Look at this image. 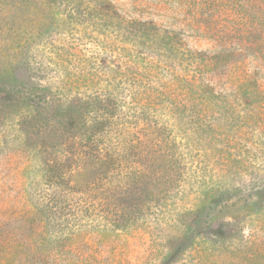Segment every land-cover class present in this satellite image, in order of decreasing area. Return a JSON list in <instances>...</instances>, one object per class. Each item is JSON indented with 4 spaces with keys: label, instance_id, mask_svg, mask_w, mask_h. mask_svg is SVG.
Wrapping results in <instances>:
<instances>
[{
    "label": "rangeland",
    "instance_id": "rangeland-1",
    "mask_svg": "<svg viewBox=\"0 0 264 264\" xmlns=\"http://www.w3.org/2000/svg\"><path fill=\"white\" fill-rule=\"evenodd\" d=\"M109 1L84 0L81 26L62 0H0V264H264V0L263 40L232 53L163 24L178 76L196 74L198 87L165 94L168 73L137 61L128 109L93 133L72 127L70 99L43 103L38 87L51 93L39 79L64 51L98 76L117 50L140 55L116 43L115 21L94 18L116 10ZM237 1L230 15L245 12ZM55 182L70 199L37 223L39 193Z\"/></svg>",
    "mask_w": 264,
    "mask_h": 264
},
{
    "label": "trees",
    "instance_id": "trees-1",
    "mask_svg": "<svg viewBox=\"0 0 264 264\" xmlns=\"http://www.w3.org/2000/svg\"><path fill=\"white\" fill-rule=\"evenodd\" d=\"M62 1L67 4V17L73 25L82 26L88 22L89 15L86 13L84 0ZM231 1L233 2V0H116V13L112 9L106 12L99 10L94 18L109 21L108 23L115 21L116 43H130L136 46L141 49L140 55L127 57L125 53H121L125 50H117L119 53L116 56V63L113 61L108 66L110 75L106 72L98 76L91 74L85 61L75 52L69 50L59 53L55 62L51 64L54 65L53 68L56 67V72L49 65L47 67V70L53 72V76L39 79L41 84L45 81L53 89L48 93L45 85L38 87L40 91L38 100L45 103L54 95L70 99L78 113L72 127L85 126L93 133H97V126L101 121L104 123L111 121L114 118L113 112L116 111L117 125L120 112L128 109L126 105L131 103L135 95L134 70L137 61H149L150 69L157 75L159 70L168 73L166 78L158 77V83L161 82L159 89L165 94H174L185 88L196 89L198 87L196 74L192 78L178 76L177 64L175 66L172 64V61L179 60L178 54L181 53L178 41L174 44V37L170 31L166 32L162 25L168 22L183 29V32H187L191 37L212 42L213 48L220 53H232L235 47L243 50L245 45H242L245 43L259 45L263 37L260 15L255 8L258 7L260 0L235 2L239 8L244 9L242 15L228 13L227 7ZM107 4L109 8L113 6L109 0ZM223 22L227 25L224 26ZM230 23L236 25V28H229ZM236 39H241V42L237 43ZM118 57L120 60H117ZM209 78L211 77H206L207 80H210ZM180 82L185 85L179 84ZM107 134L109 133L104 135ZM70 193L71 189L65 187L62 182H55L47 190L40 192L35 206L36 222L52 223L58 220L56 217L61 215L59 206L62 201L70 199ZM69 203L70 201L66 203L68 207Z\"/></svg>",
    "mask_w": 264,
    "mask_h": 264
}]
</instances>
